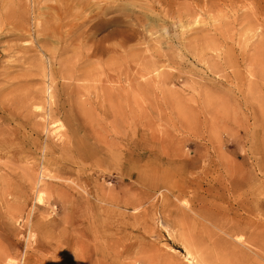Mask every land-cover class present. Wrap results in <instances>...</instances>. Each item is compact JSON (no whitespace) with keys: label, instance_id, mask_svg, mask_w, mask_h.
<instances>
[{"label":"rangeland","instance_id":"obj_1","mask_svg":"<svg viewBox=\"0 0 264 264\" xmlns=\"http://www.w3.org/2000/svg\"><path fill=\"white\" fill-rule=\"evenodd\" d=\"M77 3L51 32L0 0L4 93L89 99L96 129L50 153L47 98L0 110V264H264V0Z\"/></svg>","mask_w":264,"mask_h":264},{"label":"bare ground","instance_id":"obj_2","mask_svg":"<svg viewBox=\"0 0 264 264\" xmlns=\"http://www.w3.org/2000/svg\"><path fill=\"white\" fill-rule=\"evenodd\" d=\"M31 0H23V4L21 6L20 14L19 17L22 21L21 26L24 30L30 31V19L32 18L33 14H37L35 18H38V23L43 22V26L45 31H51V32H62L60 31L61 29L67 28L68 32H74L75 30L78 29V24L74 22V16L76 13L75 11L78 10V3H81V8L84 9L86 8L90 0H56V5L48 4L49 0H32L33 3H35L36 7L38 8L37 10H33L31 6ZM42 4H47L45 7L47 10H50L48 13L42 12L40 6ZM58 7L57 10L60 11V14L58 16H55L53 14V11H56L55 8ZM184 7L186 9V5L184 4ZM150 9H156L158 10L159 15H165V16H170L173 15L174 12L171 10V7L169 4L165 5L162 8H154L152 5H150ZM68 19L70 22L64 23V21ZM28 21V24H27ZM55 21L54 30H49L50 22ZM164 32L166 29H163ZM133 88L134 91H137V77L133 79ZM0 80V84H1ZM9 87V85H1L0 86V110L2 111H8L10 112L11 117H9L10 121L12 120V117H15L17 115V112L26 114L25 112L28 111L27 114H34L32 110L36 107V100L39 98H47L46 102L48 103L49 101V107H47L45 115L46 118L53 120L55 123L58 121L60 118V115H65L66 118V125L68 127V130L66 132H63L61 134V137H63L62 142L60 145L51 142L49 144H46L44 148L50 153H56L58 152L59 149L64 150L65 152L68 151H73L76 148H80V141L83 140L81 136L85 137L91 130L95 131V124H93V119H92V106L95 105L93 102L89 99L87 100H81V101H74V99L70 97H66V101L61 102L55 100V95L52 90V86H48L44 89L40 88L37 90L32 91L30 93L28 90L22 92L20 97L16 99V97L13 95V92H9V94L4 93L5 90ZM68 90V89H67ZM74 88L71 90L72 93L75 94ZM136 95L134 97V104H133V109L134 113L137 112L138 109V103L136 99ZM30 100H32V103H35V105H32L30 103ZM44 105L45 103H37ZM69 105L70 108L67 109L66 106ZM40 108V105L38 106ZM15 111V112H14ZM63 111V112H62ZM62 112V113H60ZM7 129L0 128V136L6 134ZM83 132L85 134H83ZM90 136V135H88ZM86 144V143H85ZM43 177V176H42ZM225 182L222 184L224 185ZM227 184H225L226 187ZM174 191H180L176 188L173 189L172 192ZM43 193L44 191H40L38 195V199L43 202ZM208 211V210H207ZM209 214L212 216V210L208 211ZM204 217H208L205 215ZM215 224V223H214ZM216 226L220 229H222L224 232H231L232 230L234 231L235 228H239L238 225H234L231 229L230 228H225L222 226V224H216ZM235 227V228H234ZM86 241V240H85ZM84 242V239H83ZM82 242V243H83ZM217 248L214 247V250L209 249L207 252V257L206 258V263L208 260L213 259L216 257L215 250ZM212 252V253H211ZM238 252H242V250H238ZM193 253L188 250L187 252V259L193 263ZM208 264H214L212 261H208Z\"/></svg>","mask_w":264,"mask_h":264}]
</instances>
